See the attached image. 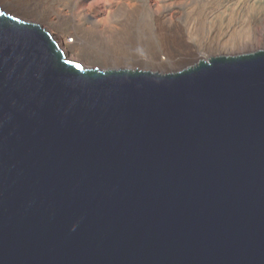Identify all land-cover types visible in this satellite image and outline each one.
Returning a JSON list of instances; mask_svg holds the SVG:
<instances>
[{"label":"water","instance_id":"obj_1","mask_svg":"<svg viewBox=\"0 0 264 264\" xmlns=\"http://www.w3.org/2000/svg\"><path fill=\"white\" fill-rule=\"evenodd\" d=\"M0 264H264V50L102 71L0 9Z\"/></svg>","mask_w":264,"mask_h":264},{"label":"bare ground","instance_id":"obj_2","mask_svg":"<svg viewBox=\"0 0 264 264\" xmlns=\"http://www.w3.org/2000/svg\"><path fill=\"white\" fill-rule=\"evenodd\" d=\"M80 1L0 0V9L21 22L39 25L54 42L56 37L59 38L57 45L67 57L71 56L70 53L73 54L80 61L76 62L83 67L84 63L91 64L94 68L98 65L106 66L102 69L99 66L102 71L121 69L120 65L126 64L140 66V70L157 68L168 71V66L176 65L177 59L192 54L189 50L190 39L187 38L189 31L194 32L199 41L210 33L206 45L208 48L213 47L215 42L218 43L221 37L224 40V34L219 36V30L217 32L215 26L208 32L205 31L207 19L211 17H208L198 2L195 7L190 4L192 10L188 12L179 3L175 4L174 9L166 0H159V8L155 11L150 0H105L104 3H93L92 10L97 7L102 14L93 17L80 9ZM218 19V24H224V18L219 17L217 21ZM185 22L187 26L191 25L189 31ZM258 34L264 37V23L256 15L250 31L232 35V42L248 44L256 40Z\"/></svg>","mask_w":264,"mask_h":264},{"label":"rangeland","instance_id":"obj_3","mask_svg":"<svg viewBox=\"0 0 264 264\" xmlns=\"http://www.w3.org/2000/svg\"><path fill=\"white\" fill-rule=\"evenodd\" d=\"M103 1L105 2V0H81L80 1V9L84 10L87 14L90 13V16H93V17L101 16L102 15L101 10L98 9L97 7L93 8V10H92V7H94L93 3H95V2L96 3L97 2L98 3L99 2L104 3ZM158 1L159 0H150L149 1V3L151 5L153 4L152 9L154 11L159 8L158 3H160V2H158ZM201 1H202V3H201ZM209 1H211V3ZM168 2H170L171 5H173L172 7L174 9L176 8L175 6L179 3V6L188 12H191V10H192L191 5L193 7H195V4L198 2L202 6V8L204 9V12L206 14H208V17H211V18L207 19V21L209 23L206 21L207 22L206 23V29L207 30H205V31L208 32L211 27L215 26L217 32L219 30V32H218L219 36L224 34V36H223L224 40L221 37V40L218 41V43L215 42V45H213V47L208 48L206 45L208 42L207 38H209V36H211L210 33H208L207 36H204V40L199 41V39L196 38L197 36H195L196 34H193L194 32L191 33V31H189L191 25L189 24V26H187V23L185 22L186 28L188 27L187 31H189L187 33L188 34L187 38L190 39L189 45L191 46V49H189V50L192 51V54L185 55V56L181 57L180 59H177L176 65L168 66V71H163L160 69L157 70V68H156V70L152 69L150 71H154V72H160L161 71L160 73L177 72V71H180V70H182L188 66H191V65L197 63L198 61H200L202 59H209L211 57L213 58V57L224 56V55L225 56H237V55H242L244 53L255 52L258 50H264V37H262V35H260V34L257 35L256 40H254L248 44L247 43L244 44L242 42H240V43L232 42V35L236 36V35H239V33L243 34L244 32L248 33L250 31V27L252 28V22H253V19L256 17V15H259L260 21L262 23H264V0H168V1L166 0V3H168ZM188 8H190V10H188ZM210 11H212V12H210ZM218 14H220V15H218ZM215 16L217 18H219V17L224 18V22H222L224 24H218L219 19L217 21V18ZM182 24L184 25V23H182ZM223 30H224V32H223ZM218 34H215V35H218ZM55 39H56V43H57L59 41V38L56 37ZM202 41H204V42H202ZM228 41H230V42H228ZM214 50H219V52L214 51ZM69 55H71V56H68L67 57L68 59H71V60H74L77 62L79 61L78 59H76V57L73 54L70 53ZM83 65L87 68H94V66L91 64L84 63ZM99 66L101 67V69L106 67V66H102V65H98V67ZM120 67H121V69L122 68H130V69H137L138 68V69H141V68H139L140 66H138V67L134 66V65L129 66L128 64L120 65Z\"/></svg>","mask_w":264,"mask_h":264}]
</instances>
